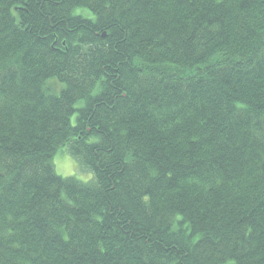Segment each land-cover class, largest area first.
Returning <instances> with one entry per match:
<instances>
[{"label":"trees","instance_id":"obj_1","mask_svg":"<svg viewBox=\"0 0 264 264\" xmlns=\"http://www.w3.org/2000/svg\"><path fill=\"white\" fill-rule=\"evenodd\" d=\"M0 264H264V0H0Z\"/></svg>","mask_w":264,"mask_h":264},{"label":"rangeland","instance_id":"obj_2","mask_svg":"<svg viewBox=\"0 0 264 264\" xmlns=\"http://www.w3.org/2000/svg\"><path fill=\"white\" fill-rule=\"evenodd\" d=\"M73 121L74 118H72V122ZM52 164L54 166L55 173L61 177H73L83 183H87L93 179V174L80 166L78 162L67 153L58 152L55 154ZM81 177L89 178L84 180L81 179Z\"/></svg>","mask_w":264,"mask_h":264},{"label":"clouds","instance_id":"obj_3","mask_svg":"<svg viewBox=\"0 0 264 264\" xmlns=\"http://www.w3.org/2000/svg\"><path fill=\"white\" fill-rule=\"evenodd\" d=\"M59 159V158H58ZM89 177H81V179L87 180Z\"/></svg>","mask_w":264,"mask_h":264}]
</instances>
